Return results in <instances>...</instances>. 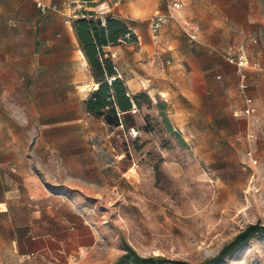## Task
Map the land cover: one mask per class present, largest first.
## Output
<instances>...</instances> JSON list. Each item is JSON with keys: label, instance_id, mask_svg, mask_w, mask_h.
Masks as SVG:
<instances>
[{"label": "rangeland", "instance_id": "obj_1", "mask_svg": "<svg viewBox=\"0 0 264 264\" xmlns=\"http://www.w3.org/2000/svg\"><path fill=\"white\" fill-rule=\"evenodd\" d=\"M42 1L46 12L35 0H0V84L4 73L27 79L28 151L44 156L46 184L67 190L89 216L91 241L70 264H211L234 250L250 225H264V76L258 69L246 70L253 76L247 73L244 90L237 76L225 85L228 92L193 103L178 93L169 49L162 40L154 45L148 33L162 0ZM106 16L136 36L105 48L129 94L151 99L140 97L128 114L134 129L110 126L86 106L91 67L72 23ZM170 21L180 24V18ZM217 81L226 83L222 76ZM246 98L256 110L233 116ZM216 264H264V235H251Z\"/></svg>", "mask_w": 264, "mask_h": 264}, {"label": "crops", "instance_id": "obj_2", "mask_svg": "<svg viewBox=\"0 0 264 264\" xmlns=\"http://www.w3.org/2000/svg\"><path fill=\"white\" fill-rule=\"evenodd\" d=\"M180 1V24L169 21L160 32L159 43L152 42L159 45L162 40L169 49L165 57H171L168 68L179 95L197 103L202 96L228 92L225 85L237 76L240 82V71L228 62V54L243 56L245 78L247 73L253 76L246 71L250 68L264 76V0ZM157 9H164L163 0L154 11ZM191 28L195 29L194 39L188 35ZM148 33L151 39L149 22ZM79 53L86 60L81 49ZM90 75L94 90L97 84ZM2 76L6 82L0 84V264H70L72 254L91 241L89 216L67 190L46 184L44 156L28 151V115L22 98L27 79L16 73ZM221 76L225 84L217 81ZM143 89L153 98L151 88ZM140 90L138 83L134 92ZM245 107L246 102L233 116L247 115Z\"/></svg>", "mask_w": 264, "mask_h": 264}, {"label": "trees", "instance_id": "obj_3", "mask_svg": "<svg viewBox=\"0 0 264 264\" xmlns=\"http://www.w3.org/2000/svg\"><path fill=\"white\" fill-rule=\"evenodd\" d=\"M82 14L93 15V12L83 10ZM72 25L81 50L91 67L92 77L97 84L86 100L87 110L103 117L110 126L122 125L125 128H136L135 121L128 114L132 112L133 106L139 105L140 97L145 98L148 104L151 103V99L145 93L129 94L114 67L111 53L105 50L106 47L118 45L123 41H134L135 34L125 22L111 16H106L103 22L99 19L79 17L73 21ZM255 232H258L256 233L258 235H264V225H250L240 235L241 242ZM227 253L221 254L218 258ZM216 260L211 264H215ZM163 262L164 260L160 261V263ZM170 262L171 264H190L185 261L170 260Z\"/></svg>", "mask_w": 264, "mask_h": 264}, {"label": "built area", "instance_id": "obj_4", "mask_svg": "<svg viewBox=\"0 0 264 264\" xmlns=\"http://www.w3.org/2000/svg\"><path fill=\"white\" fill-rule=\"evenodd\" d=\"M38 8L41 12H46V10L49 8L45 5V3L42 0H35ZM164 2V9H157L154 11V13L149 18V31L151 34V39L154 44L159 43V37L160 32L162 28L171 20L180 18L179 17V11L182 7V2L180 0H163ZM192 33L188 34L192 39L196 37L195 29L191 28ZM227 60L230 63H233L236 65V67L240 71V89L244 90L246 88V85L244 84L245 76L241 72L242 69L245 66V60L241 54L239 55H233L228 54ZM246 107L244 108L245 114H251L254 112V107L251 105V99L246 98Z\"/></svg>", "mask_w": 264, "mask_h": 264}, {"label": "water", "instance_id": "obj_5", "mask_svg": "<svg viewBox=\"0 0 264 264\" xmlns=\"http://www.w3.org/2000/svg\"><path fill=\"white\" fill-rule=\"evenodd\" d=\"M255 233H258V232H255ZM255 233L250 234L247 237V239L245 241L241 242L234 250L238 249L240 246H242L244 243H246L250 239V236L253 235V234H255ZM234 250H232V251H234ZM232 251L228 252L227 254H230ZM225 256H226V254L223 255V256H221L220 258H218L216 260L215 264L218 263V262H220V261H222ZM122 263L132 264V262L129 259H121V260L117 261L114 264H122Z\"/></svg>", "mask_w": 264, "mask_h": 264}, {"label": "bare ground", "instance_id": "obj_6", "mask_svg": "<svg viewBox=\"0 0 264 264\" xmlns=\"http://www.w3.org/2000/svg\"><path fill=\"white\" fill-rule=\"evenodd\" d=\"M82 55H84V54H82Z\"/></svg>", "mask_w": 264, "mask_h": 264}]
</instances>
